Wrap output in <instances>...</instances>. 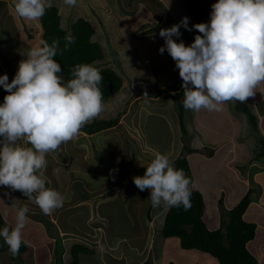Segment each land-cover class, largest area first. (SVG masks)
<instances>
[{"label": "rangeland", "instance_id": "rangeland-1", "mask_svg": "<svg viewBox=\"0 0 264 264\" xmlns=\"http://www.w3.org/2000/svg\"><path fill=\"white\" fill-rule=\"evenodd\" d=\"M98 1L77 0V6L70 7L64 3V0H50L51 7L57 6L59 8L64 29L70 31L72 24L78 19H86L95 27L96 35L93 39L97 38L99 44L108 42V35H112L116 44H119L126 32L125 28L131 32L135 27L136 8H138L139 18L143 22H148L149 9L146 5L138 7L140 2L146 3L155 12V14H150L153 18L151 20V22L153 21L152 24L156 22L155 15H161L159 24L162 27L163 25L169 26L172 23L178 24L184 17H188L189 21L186 0H100L105 4V8L97 7ZM199 1L200 6L202 5L204 22L207 23L210 20L211 5L217 0ZM93 4H95V9L91 7ZM167 5L172 8H168ZM110 8L115 11H112L113 14L107 13ZM107 16H112V18L107 20ZM130 16H133L132 19H130ZM124 17L126 19L122 24ZM136 20L139 22L138 18ZM101 23L103 27L97 32ZM38 27L39 20L26 21L17 16L13 0H0V43L2 42L7 46L6 53L8 57H11L10 61L14 66L13 70L16 72L19 62L26 58V51L35 47L37 38L41 37V35H37ZM150 27L141 30L140 33L138 32L139 34L134 33L133 40H136L137 35L143 38L149 37V35L152 36L156 31L152 32ZM180 29L187 40L194 41L193 30L187 31L183 27ZM180 37H183V35ZM180 37L175 38L180 41L182 40ZM118 50L112 52L108 48L106 58L95 63L99 68L107 67L115 70L123 79L124 87L120 93L104 103V111L96 118L109 120L120 116L118 126L92 136L80 132L76 139L62 144L58 151L50 153L46 157L45 176L49 183L48 188L55 189L66 196L63 207L57 209L51 215H46L48 218H45L41 209L35 203L25 202L27 197L23 196L21 192L11 191L8 188V192L12 193L11 196L13 197L9 198L4 195L5 192L1 193L6 205L0 204V212L4 219L14 226L15 220L13 218L16 216V208L12 206V198L23 201L14 204L18 203L19 207H28L29 212L27 215L29 219L39 221L41 224L34 226L28 222L23 230L27 233V230L31 228V234H33L36 241L38 238L42 239L46 235L50 236L56 233L57 226L64 231L71 230L73 234H76V231L83 232L81 237L76 235L77 238H75L76 236L71 238V242L85 243L94 251V254L84 255V261H81L83 264H147L145 262L149 259L152 260L151 264H159L156 261V255L158 257L162 255L161 258L165 260L164 264L169 262L175 264H219L216 258L208 254L182 249L179 239L164 238L160 229L164 212L166 209L168 210V207L153 208L150 213L156 214V216H152L149 221L148 212L151 209V203L148 198L150 192L148 190L140 191L134 184L133 177L143 176L146 167L156 155L154 154V146L156 147L155 150L165 155L172 149L171 131L169 130L170 127L167 126V120L169 121L170 116L172 114L174 116L175 112L169 108L173 101L149 102L148 105L153 107L150 108L151 114L148 113L149 107L146 106L147 104L143 103V91L149 90L152 93L148 97L156 96L158 91H160L159 93L163 92L161 91L163 86H160L159 82L162 77L160 70L164 66L162 64L158 65L160 69L158 81L152 67L146 66L141 59H133L137 52L134 54L129 48L123 50L124 57L129 62L128 64L120 56ZM103 51L105 53L104 49ZM131 64L132 66H129ZM0 67L3 75L7 74L1 60ZM7 76L10 82V77L8 74ZM170 88H166V90ZM135 97L138 99L132 102ZM174 106L177 109V98ZM249 136L252 137V134L250 133ZM187 139L188 136L184 141ZM242 140L245 141V139ZM243 141L240 140V142ZM186 142L189 143V141ZM257 142L255 143L256 153L259 145V142ZM214 147L215 156L213 158L207 155L201 157L197 154H190L188 159L191 160V166H200L199 175L196 168L191 172L195 179L192 187H195L207 199L205 203L208 204L210 211L212 207L218 211V214L211 213L210 215L217 216L216 220L221 223L222 211L221 206L218 204L221 196L224 194V208L227 211L230 209L227 205L238 202L245 194V190L238 189L234 182H231V176L226 175L224 179L220 168L219 171H216L221 161L220 155H217L216 152H220L224 148L222 145ZM205 151L203 150V154H205ZM174 157L168 155L172 164ZM254 158H256V154ZM203 160L206 162L205 166ZM254 163L262 165V160ZM203 167L204 170H202ZM258 170L259 167L253 170L248 165L244 171L249 178L247 180V191L251 188L258 191L254 195L256 199L253 203L256 204L259 203L257 196H262L264 193L262 185L254 180V174ZM206 175L214 176L213 180H205ZM227 187L230 188V193L226 191L225 188ZM127 190L131 193V199L128 201L126 199ZM110 191H113L112 194L116 195L104 198L103 196L109 194ZM142 199L148 200V202L143 203ZM254 209L253 206L251 210H248L247 216H244V219L256 223L258 226L257 236L248 244V249L258 258L259 264H264V220H261V214L257 211L254 213ZM208 222L213 228L215 225L214 219L210 218ZM97 223L100 224L98 228H96ZM152 236L153 243L148 247L147 244ZM118 237L124 239L114 241ZM144 240L148 241L144 243L145 247L140 245ZM62 242L64 244V241ZM155 244L158 245V248L165 245L163 247L165 255L162 251L154 249ZM61 248L62 243L58 241L56 252L60 251ZM2 254L0 253V264L14 263H12L8 252L5 253L6 255ZM169 258L171 259L169 260ZM35 259L31 254H26L22 262L24 264H56L55 253H51L50 249L45 246L38 251ZM68 264H71V261Z\"/></svg>", "mask_w": 264, "mask_h": 264}, {"label": "clouds", "instance_id": "clouds-1", "mask_svg": "<svg viewBox=\"0 0 264 264\" xmlns=\"http://www.w3.org/2000/svg\"><path fill=\"white\" fill-rule=\"evenodd\" d=\"M13 3L17 16L26 21L41 19L52 6L50 0H13ZM64 3L77 6V0H64ZM181 27L187 31L194 28L199 33L190 45L173 39L182 35ZM37 35H41L37 45L26 51V58L19 62L11 82L7 74L0 75V86L8 93L0 104V186L21 192L48 218L46 215L63 207L66 196L46 187V157L58 151L62 144L76 139L104 111L100 87L104 78L91 64H76L71 69L72 78L66 81L55 58L71 49L75 37L67 35L61 48L59 39L49 44L41 40V32ZM159 36L165 41L159 53L167 51L179 70L185 110L221 112L228 102L246 104L264 85V0H217L211 5L207 23L189 27L188 17H184L178 24L162 28ZM208 150L215 152V148ZM180 156L173 158L172 164L167 155L157 152L143 176L133 177L140 191L150 192L148 199L153 208L182 207L184 211L191 208L192 182L175 165ZM256 164L252 163L250 168L263 166ZM237 169L249 180L246 172ZM4 195L10 196L8 192ZM13 201L15 224L6 223L0 228V238L15 257L23 243L29 209ZM66 254L67 251L64 260Z\"/></svg>", "mask_w": 264, "mask_h": 264}, {"label": "trees", "instance_id": "trees-1", "mask_svg": "<svg viewBox=\"0 0 264 264\" xmlns=\"http://www.w3.org/2000/svg\"><path fill=\"white\" fill-rule=\"evenodd\" d=\"M3 2V1H1ZM189 11L197 23H205L203 17V11L200 6L199 0H186ZM5 3V2H4ZM7 5V3H5ZM37 32H41L42 39L47 41L49 44L54 39L60 40V47L63 48L65 37L67 35H72L75 37V43L71 46L69 51H65L63 55L58 54L55 58L58 63L61 64L62 75L65 80L71 79V69L76 64H91L93 67L101 71L103 76V81L101 83V91L103 93V101L107 103L115 95L120 93L124 83L122 77L113 69L104 67L99 68L95 65L98 61H103L105 58V53L102 46L93 40L94 35L96 34L95 27L86 19H78L74 24H72L70 31H67L62 26V16L59 14V8L53 6L47 8L44 16L39 19V27ZM182 35L185 34L180 30ZM189 39V38H188ZM40 40V41H41ZM190 40V39H189ZM191 41V40H190ZM192 42V41H191ZM40 44V42H39ZM0 57L3 66L5 67L6 73L10 77V82L16 74V71L13 70V65L10 61L11 57H8L6 53V45L0 43ZM0 75H3V71L0 67ZM182 80L176 82L175 86L170 88V91L176 92L177 98V111L179 116V121L181 125V130L183 134V140L188 136V131L184 123V111L183 107V91H181ZM168 90H165L167 92ZM164 92V91H163ZM162 92V94H163ZM145 93L151 95L149 90H145L142 95L145 96ZM8 93L0 86V104L4 101V96ZM239 110L246 114L248 117L249 123H251L252 135L257 139L259 145L254 151L253 158L251 163L258 162L262 160L264 163V136L261 134L259 129V119L258 116L254 114L252 109L245 105L244 103L238 102ZM119 117L115 119H95L90 124H87L81 132L87 135H96L100 132L112 129L119 124ZM186 154H197V155H207L210 158L215 156L214 151L206 150L203 154V150H192L191 148L184 146L183 148ZM256 154V158L254 155ZM190 159L187 156L181 155L176 161L175 165L177 169H182L187 177L191 180V208L188 211H184L183 208H168L164 216V223L162 228V235L165 239H179L182 249L187 251H198L204 254H208L218 261L219 264H259L258 259L249 251L248 244L256 238L257 225L250 223L244 220V215L250 208L251 204L254 202V195L258 192L255 188H251L235 206L230 210L224 208V194L221 196V199L218 201L219 206H221V224L218 228L211 229L208 221L206 219L205 210L206 203L203 194L196 190L195 187H192L193 177L191 171ZM248 164L249 166L251 165ZM248 165H243L238 167L242 173H244L245 168ZM256 166L250 169H256ZM264 171V168L259 167L258 172ZM257 172V173H258ZM49 186L48 181L46 182V187ZM259 191H261L259 189ZM113 191H110L109 194H105L103 197L109 198L113 195ZM261 192L259 193V195ZM23 195V194H22ZM24 196V195H23ZM127 201L131 199V193L127 190ZM260 197V196H259ZM257 196V198H259ZM103 198V199H104ZM151 206V204H150ZM151 209L148 212V218L151 219ZM7 223L8 226H11L3 217L0 212V228H3ZM100 225L99 223H97ZM54 235V234H53ZM56 244L58 241L62 243V248L60 251L56 252L55 248V258L56 264H65L64 254L65 248L63 246V238L59 239L56 237ZM65 249V250H64ZM28 251V245L23 241L19 255L13 257L8 250V246L4 243L3 239L0 238V253L8 252L12 261L15 264H24V255ZM72 253V262L71 264H79L80 256L82 254L90 255L94 254V251L89 249L86 246L81 244H74L71 249ZM152 260L149 259L147 264H151ZM168 264H175L174 262H169Z\"/></svg>", "mask_w": 264, "mask_h": 264}, {"label": "crops", "instance_id": "crops-1", "mask_svg": "<svg viewBox=\"0 0 264 264\" xmlns=\"http://www.w3.org/2000/svg\"><path fill=\"white\" fill-rule=\"evenodd\" d=\"M98 2L99 3L96 4L97 7L105 8V4H103L100 0ZM94 5L95 4H93L91 7L94 8ZM143 5H146V7L149 9V16L150 17H148V22H143V20H141L139 18L138 8H136L137 11L135 14H137V16L135 18L136 19L138 18L139 22L135 19V22H134L135 27L133 28V30L130 32L129 29L125 28L126 32L123 34L122 40L120 41L119 44H116V41L112 35L111 36L108 35V37H107L108 42H104V44H100L102 46V48L105 50V58H106V53H107L108 48L112 52L116 49H119L118 53L120 54V56H122L124 61H127L126 58L124 57V51L123 50H125L126 48H129V49H131L132 53L135 54L137 52V54L135 55V58H133V59H136V60L141 59V61H143V63L146 66L152 67L153 73L156 74L158 81H159L160 75L162 76L159 83L161 84L160 86H163V88H162L163 90H161V91H164L163 94L159 93L160 91H158V94L154 97H148V96H151V95H148L147 97H144L143 103L145 105L147 104L146 106L149 107L148 113L151 114L150 108L152 109L153 107L148 105L149 102L156 103L159 100L173 101L169 108L171 110H174V112L176 114L174 113V116L172 114L170 116L171 118H169V121L167 120V126L170 127L169 130L171 131V137H172V141H171V148L172 149L167 154V156L173 155V156H175L174 159L177 158L178 156H180L184 153V151H183L184 146H187V147L191 148L192 150H208V148L214 149L215 148L214 146L222 145L224 149L221 150L220 152L219 151L216 152V154L220 155V157H221L219 167H218V169H216V171L217 170L219 171V168H220L221 172H222V176L224 177V179H225L226 175L231 176V182H234L235 186H237L238 189L245 190L244 192L246 194L247 188H248L247 187V179H245L243 176L240 175L237 167L245 165L246 163H248V164L251 163L252 156H253L254 151H255V143L257 142V139L254 138L253 135H252V137L249 136L250 133L251 134H253V133H252L251 125L248 121V117L246 116V114L242 113L239 110L238 102L226 103L224 105V110L221 112H208L206 110H203L205 112H203L202 110L200 112H192L190 110H185L184 111V123H185V127L188 131V139L186 141H189V143L183 140V134H182V130H181L179 116L177 114L178 111H177L176 107L174 106L177 93L174 91L173 92L169 91V90L167 92H165L166 88L172 87L176 82L181 80V78L179 77V70L175 68V62L173 61L171 56L167 53V51H165L162 55L158 51V49L161 46H163L165 43L164 39L159 36V31L162 28L163 29L170 28V26H172L174 23L169 24L170 26H167V25H165V26L163 25V27L160 26V28H157V30H155L156 32L154 34H152V36L149 35V37L143 38V37H138V35H137L136 40H133L135 34H137L138 32L140 33L141 30H144L145 28H148L150 26H151L150 27L151 29L156 27V25H154V24H159V20L161 19V15H155L156 16V22L154 24H152L153 21L151 22V20L153 18L151 17V15H152V13L155 14V12H153V10L149 6H147V4L144 2L143 3L140 2L138 7H140V6L143 7ZM167 6L170 9L172 8L169 5H167ZM187 8H188V6H187ZM112 11H114V10H112V8H110L107 13L113 14ZM188 11H189V8H188ZM188 15H189L188 25L192 27V25L196 24L197 22L192 17L190 11L188 12ZM132 17L133 16H130V19H132ZM111 18H112V16L106 17L107 20H110ZM125 19H126V17H124L122 24L125 21ZM102 27H103V24L101 23L100 27L97 29V32H99V29H102ZM193 31H194V35L199 34L194 28H193ZM99 34H101V33H99ZM180 38L182 39V41L185 42L186 45H189L190 43H192L191 41L189 43V40H187L184 37V35H183V37H180ZM173 39L176 40L175 37H173ZM93 40L98 42L97 38H95ZM177 42H179V41H177ZM128 64H129V62H128ZM159 64H162L164 66L162 70H160L158 68ZM129 66H132V64ZM155 68H157V69L155 70ZM159 70H160V75L158 74ZM262 86H264V85H262ZM262 86L259 88V91L256 92L254 97L248 98V100L245 102L246 103L245 105L249 106L252 109V111L254 112V114L258 116L259 129H260L261 134L264 136V88H262ZM137 99L138 98L135 97L132 100V102H135V100H137ZM158 112H161V111H158ZM160 116H162V115H160ZM164 120H166V119H164ZM242 139H245V141H243ZM240 140L243 142H240ZM153 148L155 151L154 154L159 152V151L155 150L156 149L155 146ZM185 156H187L189 158L190 154L185 153ZM199 156L202 157V155H199ZM203 163L205 166L206 162L204 160H203ZM251 165H252V163H251ZM261 167L264 168V163H263V166H261ZM194 168H196L197 174L199 175L198 172L200 170V166H198V167L191 166V171H193ZM202 170H204V167ZM220 176H221V174H220ZM254 177H255L254 180L257 183L261 184L263 187V190H264V172L257 173L254 175ZM213 178H214V176L211 177L209 175H206L204 179L205 180L209 179L211 181V180H213ZM215 180H217V179H215ZM193 182H195L194 177H193ZM225 189H226V191H228L230 193L229 187H227ZM3 192H8V188H6L4 186H0V200L4 201V204L3 203H0V204L6 205L5 199L3 198V196H1V193H3ZM9 194H10V196H8L9 198L13 197V196H11L12 193H9ZM14 199H17V198H12V201ZM231 199H233V198H231ZM27 201H29V200H26L25 202H27ZM141 201L143 203L148 202V200L146 201L143 199ZM21 202H23V201L20 200L19 203H21ZM14 203H16V201H13V204ZM237 203L238 202L233 203L232 205H227V206H228V208L232 209L235 206V204H237ZM253 206L255 208L254 213L257 211L259 214H261L260 215L261 220L262 219L264 220V193H263L262 197L260 198L259 203L258 204L252 203L249 209L251 210ZM247 212L244 215L245 217L247 216ZM211 213L218 214V211H216L213 207L210 211L208 204H207L206 210H205L206 219L208 221L210 218H213L214 222H215V225L213 226V228H218L219 222H218V220H216L217 216H211L210 215ZM152 216L155 217L156 214H154V215L152 214ZM164 216H165V214H164ZM157 218H159V217H157ZM13 220H15V218H13ZM29 220H31V219H28V222L32 223L34 226L41 225L39 221L31 220L32 221L31 222ZM247 222H250V221H247ZM250 223H253V222H250ZM208 224L211 228V225L209 222H208ZM254 224H256V223H254ZM98 227H100V226L98 224H96V228H98ZM162 227H163V223H162ZM162 227H161V229H162ZM56 228H57V232L53 233L54 235L53 234L52 235H53V237H56V238L58 236H59V238L64 237L63 238V241H64L63 246H64V248H68V249H66L67 254L65 256V260H66V262L67 261L70 262L69 249L72 248V246H73V244H72L73 242H71V238H72V236H76V235L81 237L82 236L81 233H83V232L79 233L76 231V234H73L71 230L70 231H64L61 228H59V226H57ZM213 228H211V229H213ZM35 230H36V228H35ZM257 231H258V229H257ZM78 236H76L75 238H77ZM256 236H257V234H256ZM121 239H124V238L118 237L114 241L121 240ZM23 241H25L28 244V251L26 254H28V255L31 254L32 256H34V259H35V257H37L38 251L41 248H43L44 246L47 249H50L51 253H53V254L55 253L56 239L50 238L48 235H46L44 238H42V239L38 238L36 241L33 238V234H31V228H29L27 230V233H26V231H23ZM152 241H153V236L150 238L149 242L147 240L146 241L144 240V242H142L140 245L145 247L144 243L148 242L147 246L149 247L150 244L153 243ZM78 243L83 245V246L87 245L85 243L84 244H82L80 242H78ZM164 246L165 245H163L161 248H158V245L155 244L154 249L156 251H162L163 255H165V250L163 249ZM86 247H88V246H86ZM88 248L90 249V247H88ZM2 255H6V254L3 253ZM84 255L85 254L81 255L79 264H83V262H81V261H84ZM9 257H10V255H9ZM161 257H162V255H160L159 257H158V255H156L155 256L156 261L159 264H164L165 260H164V258H161ZM10 259H11V257H10ZM170 259L171 258H169V260ZM12 263H13V261H12ZM13 264H15V263H13ZM89 264H92V263H89Z\"/></svg>", "mask_w": 264, "mask_h": 264}]
</instances>
